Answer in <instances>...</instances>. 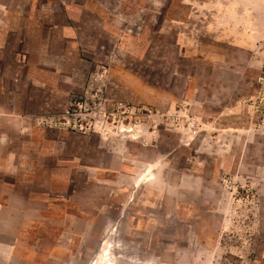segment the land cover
I'll list each match as a JSON object with an SVG mask.
<instances>
[{
    "label": "rangeland",
    "instance_id": "374dc122",
    "mask_svg": "<svg viewBox=\"0 0 264 264\" xmlns=\"http://www.w3.org/2000/svg\"><path fill=\"white\" fill-rule=\"evenodd\" d=\"M0 138V264H264V0H0Z\"/></svg>",
    "mask_w": 264,
    "mask_h": 264
},
{
    "label": "crops",
    "instance_id": "0c3cea01",
    "mask_svg": "<svg viewBox=\"0 0 264 264\" xmlns=\"http://www.w3.org/2000/svg\"><path fill=\"white\" fill-rule=\"evenodd\" d=\"M0 141H1V138H0ZM33 188H34V185L32 186ZM63 192H65V194H64V196H63V200H65V199H68L69 197H68V191H62L61 193H63ZM48 193V192H47ZM1 201V200H0ZM69 201V200H68ZM1 202H3V201H1ZM6 206H8L9 208H16L17 207V205H14V204H9V205H7L5 202H3ZM69 204L68 203H66V201H65V204H64V206H68ZM65 214L66 215H68V216H71V214H68L67 212H65ZM7 245H5L4 246V248L6 247ZM12 254H14V248H13V251H12Z\"/></svg>",
    "mask_w": 264,
    "mask_h": 264
},
{
    "label": "clouds",
    "instance_id": "9594fccd",
    "mask_svg": "<svg viewBox=\"0 0 264 264\" xmlns=\"http://www.w3.org/2000/svg\"><path fill=\"white\" fill-rule=\"evenodd\" d=\"M5 213V209L3 206H0V215H3Z\"/></svg>",
    "mask_w": 264,
    "mask_h": 264
}]
</instances>
